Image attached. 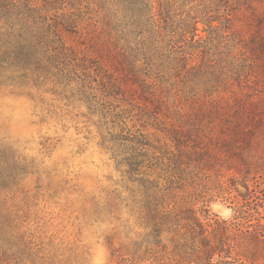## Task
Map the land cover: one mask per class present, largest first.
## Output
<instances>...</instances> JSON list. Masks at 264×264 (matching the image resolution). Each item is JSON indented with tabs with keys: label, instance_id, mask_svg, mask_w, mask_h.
I'll return each instance as SVG.
<instances>
[{
	"label": "trees",
	"instance_id": "16d2710c",
	"mask_svg": "<svg viewBox=\"0 0 264 264\" xmlns=\"http://www.w3.org/2000/svg\"><path fill=\"white\" fill-rule=\"evenodd\" d=\"M91 62L144 122L111 139L133 185L118 264H264V0H0V84L52 81L102 114Z\"/></svg>",
	"mask_w": 264,
	"mask_h": 264
},
{
	"label": "rangeland",
	"instance_id": "374dc122",
	"mask_svg": "<svg viewBox=\"0 0 264 264\" xmlns=\"http://www.w3.org/2000/svg\"><path fill=\"white\" fill-rule=\"evenodd\" d=\"M90 11L103 28V10L94 4ZM92 62L93 104L106 105L102 114L52 81L0 84V152L17 175L0 191V264H118L107 237H115L114 248L124 240L122 224L131 216L121 199L133 185L111 139L120 127L144 122L130 99L101 94L100 65ZM227 206L212 209L229 217Z\"/></svg>",
	"mask_w": 264,
	"mask_h": 264
}]
</instances>
